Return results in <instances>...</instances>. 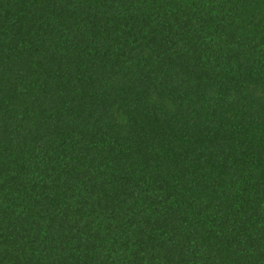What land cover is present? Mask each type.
<instances>
[{"label":"trees","instance_id":"16d2710c","mask_svg":"<svg viewBox=\"0 0 264 264\" xmlns=\"http://www.w3.org/2000/svg\"><path fill=\"white\" fill-rule=\"evenodd\" d=\"M0 264H264V0H0Z\"/></svg>","mask_w":264,"mask_h":264}]
</instances>
